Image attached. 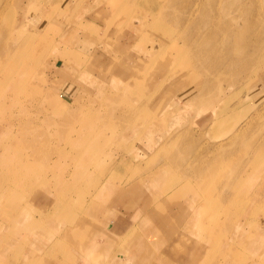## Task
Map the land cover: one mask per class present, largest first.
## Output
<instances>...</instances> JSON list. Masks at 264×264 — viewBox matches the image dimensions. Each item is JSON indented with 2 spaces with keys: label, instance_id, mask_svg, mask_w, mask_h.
<instances>
[{
  "label": "rangeland",
  "instance_id": "rangeland-1",
  "mask_svg": "<svg viewBox=\"0 0 264 264\" xmlns=\"http://www.w3.org/2000/svg\"><path fill=\"white\" fill-rule=\"evenodd\" d=\"M164 1L0 0V28L10 18L4 43L14 47L18 37L35 39L27 58L19 60L32 71L25 93L18 96L13 81L0 80V130L21 110L31 118L55 122L59 120L55 111L69 108L79 118L64 131L55 128L75 140L50 139L47 145L44 141L38 145L50 157L66 150L71 158L66 159L70 168L63 172L33 166L36 175L45 173L50 179L49 188L55 177L63 183L42 209L38 206L44 205L46 190L23 185L18 178L25 171L14 165L25 161L27 152L17 145L5 146L0 138L1 151L20 155L17 161L11 159L13 168L0 166V195L9 192L7 212L0 215V264H48L49 258L55 264H71L68 256L79 262L78 249L82 255L94 252V238L92 244L85 238L80 246L72 237L57 249L45 248L43 257L30 252L36 246L26 244L52 235L64 238L66 230L76 235L79 221L91 229L102 220L116 219L118 213L129 217L139 210L125 191L129 181L140 178L134 185L140 188L156 174L161 175L159 180L168 175L166 190L173 189L171 197L178 196V184L185 188V195L178 197L186 204L177 215L185 218L172 223L176 225H171V234L184 240L189 233L199 246L192 264H264V45L257 71L249 67L243 77H237L233 68L222 72L186 64L194 49L182 42L188 33L178 22L182 5L191 0H173L163 21L156 9ZM256 1L263 5L260 13L254 11L255 17L250 12L256 19L249 14L246 18L256 20L262 30L264 0ZM194 5L196 9V1ZM223 61L228 62L227 57ZM53 95L57 105L48 98ZM91 133L99 136L87 139ZM237 164L245 165V171L232 176L230 165ZM144 169H150L149 175L139 176ZM28 191L37 192L34 202L28 201ZM28 204L37 205L41 214ZM22 205L29 214L18 213ZM52 205H59L55 213ZM43 209L52 213L45 217L43 230L32 234L34 226L24 216L41 219ZM112 212L115 216L108 218ZM213 225L224 228L214 239L218 245L214 250L212 240L205 242L199 233V228ZM142 228L140 224L137 232ZM235 237L239 239L233 244ZM227 241L232 248L226 260L221 253ZM120 249L117 245L103 253L122 257ZM88 259L96 262L90 255ZM164 264H173V259L167 257Z\"/></svg>",
  "mask_w": 264,
  "mask_h": 264
},
{
  "label": "bare ground",
  "instance_id": "bare-ground-1",
  "mask_svg": "<svg viewBox=\"0 0 264 264\" xmlns=\"http://www.w3.org/2000/svg\"><path fill=\"white\" fill-rule=\"evenodd\" d=\"M128 1H132V0H128ZM133 1H137L138 3L140 0H133ZM172 1L173 0H165L164 4L156 9L159 12L160 20L164 21L166 18L169 17L170 9H168V4L171 3ZM195 1L197 4L196 9L194 5ZM189 2H193L194 3L193 6L190 7ZM189 2L182 5L183 8H181L180 18L178 22L180 28L187 29L188 31V32L187 31L184 32L188 34L183 35V38H181L182 42L185 44V46H188V48L190 47L189 50L194 49L192 55H194L195 53L194 56L191 55V58L187 59L186 64L193 63L194 66L200 65L201 67L204 66H206L207 68L212 67L214 69L221 70L222 72L226 70H231V68H233L234 73L235 75H237V77L238 76L243 77L244 76L243 74L249 67H252L254 71L255 70L257 71L259 67L258 60L262 57V55H260L261 54L260 51H263L262 47L264 45V39H263L264 28L261 30V28L257 26L258 23L256 22V20L255 21L249 20L250 18L247 20L248 18L247 15L249 14V17H251L250 12L253 14L254 11L256 10H257L256 13L258 12L260 13V10L263 5L261 6L258 3H256L257 2L256 0H191ZM252 18L254 17H251V19ZM4 23L5 26L0 28V71L3 70V75L2 77L0 75V80L2 79L3 83L4 81H13L14 85L16 86L15 93L18 96H20L21 94L25 93V88L31 83L32 71L30 70L31 67L26 66V64H20L19 60L27 58L26 51L27 50L30 51L32 47H35L34 45L35 39L33 35L24 36L21 38L18 37L17 39L19 40V42L17 45H15L14 47L7 45L6 43H4L3 38L5 37L4 36L5 30H7L6 27L8 23H10V18L9 19L6 18ZM180 28H178V30ZM243 51H245L244 54ZM226 57L228 62L223 61V59L226 60ZM175 68L178 67L175 66ZM177 70L178 69H175L174 72ZM181 76L183 75L181 74ZM205 87L208 88V86ZM97 89H100L99 86ZM48 98H50V100L54 105H57L56 102H58V100L56 96L54 95L51 97L48 96ZM24 110L25 109H23V111ZM40 110L42 111V108ZM55 112L57 113L59 120L58 121L54 120L55 122H50L48 120L45 121L39 120V118L38 119L31 118L28 116V114L23 113L21 110L19 114H16L14 116V118H10V120L8 121L6 120V122L1 125L2 131L0 130V132L3 133L2 135L0 133L1 135L0 138H2L3 141H5L4 142L5 146L11 147V145H17L16 147L18 146L23 147L24 150L27 152L25 161L19 162L18 164H14V165L18 169H20V172L25 171V175H21L18 178V180L21 181L23 185L25 186L35 185L36 187L40 185L44 187L43 190H46L48 195H44V205H39L38 208L40 209H42L41 207H48V205H50L51 198L49 194H59L58 189H56L55 187L59 185H63V183L58 182L57 178L55 177L53 181L54 182L53 188H49V182H51L50 179L45 177V173L36 175L35 170L32 169L34 168L33 166L36 165L39 169L44 168L46 171H54L55 169H59L63 172V171H67L70 168V164L66 162L67 161L66 159L69 158L71 160V158L69 157L68 151L66 150H64L56 158L54 156H51L52 157L51 158L49 155H47L48 154L47 152H42L41 147L38 145L43 141L47 145L50 139L59 140L65 138L66 141L75 140L73 136L69 134L63 135L64 132L55 128L56 126H60V129L64 131V129H67L68 124L70 122L79 119L75 109L67 108V109L57 110ZM79 122L80 123L84 122L85 124L84 126L87 125L85 121H79ZM44 124H46V127L44 126ZM47 124H49V126ZM49 128L51 129L48 132H46ZM44 130H45L44 137L41 138V131ZM238 131L239 129L236 130L235 133H238ZM93 135L94 137L95 136L98 137L99 133L87 134V139H89ZM236 137L237 136L234 134L232 139H236ZM82 140H83L82 142H85V139L82 138ZM13 158L14 160L17 161L20 159V155L17 153L12 155L9 152V149H3V151L0 150V166L6 164V167L13 168L11 164V159ZM63 165L65 166L63 167ZM75 166L77 167L76 164ZM78 167L80 168L79 170H83V167L82 168L80 166ZM11 170L13 169H8V172H10ZM230 170L232 176L233 175L237 176L239 173L240 174L244 173L245 165L244 166L243 164L241 165L237 164L235 166L230 165ZM16 173L19 174V171H16ZM64 185H68L67 182H65ZM35 189L36 188H34V190ZM28 192H31L28 193L27 195L29 202L36 199L35 196L38 195L36 191H28ZM133 194L140 195L139 192L137 193L134 192ZM8 197H9V192H7V190L4 193V195H0V215L3 214L4 211H6L4 208L7 207L6 204L8 202ZM152 197H154V195ZM155 200L153 198H149V204L154 205ZM76 203L75 206L80 205ZM28 205L31 209H34V211L39 210L38 212L41 214V211L40 209L37 208V205L35 206L30 204ZM58 207L59 205L51 206V208H54L53 209L54 213L57 211ZM43 210L45 213H43V217L41 219H36L32 214L24 216L29 222H31L32 226H34L31 230L32 234L36 235L37 233L35 231L40 232L43 230L42 223H45V219H46L45 217L49 216L50 213H52L49 210H45V209ZM19 211L20 212L18 213L22 215L24 213L29 214L26 211V205H22ZM74 219H72V221ZM75 228L79 230V232H77L76 235L66 230V233H64L63 235L64 238L63 237L58 238L57 236L52 235L45 237L46 238L45 241L40 240L36 244L37 247L36 251L38 253L37 257H43L42 255L45 251V248L57 249L61 247L62 243H67L68 242L67 239L69 240L72 237H74V239L77 241V243L80 246H83V243L85 241L84 239L88 235V232L89 234L91 233L89 226L86 222L79 221L76 223ZM223 229L224 228L222 226L213 225L211 228L210 227L199 228V233L202 239L206 240L205 242H208L209 239L212 240V244H214L213 245V250H214L215 248L218 249L217 241H215L214 239L218 237V232L223 231ZM171 232L172 231H170L168 239L169 240L172 239V240L168 242L169 245L165 246L166 248L163 250L164 252L162 251L161 255L163 256L166 255V258L167 256H169V258H172L173 264L176 263L179 264L180 262H183V264H192L194 258L193 255H198L199 246L198 245L196 246L195 245L196 243L192 242L193 239L190 238L189 233L186 235L184 240H180L178 239L177 236H173ZM236 232L238 235L239 234L238 230ZM228 235L230 234L228 233ZM231 235L234 237L235 235L234 230H232ZM239 236L242 235L239 234ZM25 237L28 238L29 235H25L24 238ZM237 239H239V237L233 238V240H235L233 241V244L237 243L238 241ZM32 240H35V236L34 239ZM229 244L230 243L228 241L224 244L225 247H224V251L221 253L222 254L221 259L227 260V256H226L227 251L229 252V249L232 248V242L230 246ZM89 253H91V251L88 252L87 254ZM226 262L227 261H223L224 264H226ZM31 263L34 264L33 261H31ZM22 264H30V262L23 261ZM48 264H55V262L49 258Z\"/></svg>",
  "mask_w": 264,
  "mask_h": 264
},
{
  "label": "crops",
  "instance_id": "crops-1",
  "mask_svg": "<svg viewBox=\"0 0 264 264\" xmlns=\"http://www.w3.org/2000/svg\"><path fill=\"white\" fill-rule=\"evenodd\" d=\"M149 171L150 169H144L143 174L139 176H148ZM164 175V180H159L161 175L158 174L154 178L150 177L143 182L140 188L134 187L136 181H139L140 178L136 177L138 179L134 181L130 180L127 186L128 189L125 191H128L130 194V201H133V205L136 203L135 206L139 207L138 212L134 214L130 213L129 217L123 213H118L119 217L114 220H102V222L96 223L95 227L89 228L91 235L88 232V236L86 237V241L90 240L91 244V239H95L94 252L82 255V249L79 248L80 250L78 249L77 251L78 256L75 258L79 257L77 259L80 261L76 263V259L68 256L66 257L68 262L71 264H80L81 262L86 264H110L112 261V264H156L155 261H157V264H164L166 262V255L162 256L161 254L166 248L165 246L169 245L168 242L172 240L168 239L171 227L176 225L173 224L171 226V222L177 223L179 220L180 222L184 220L182 219L185 218L184 215H182V218H177V215L180 217L181 207L186 204L180 203V198L178 197L186 193L183 184L177 185L180 188L177 191L178 196L171 197L173 189L171 191L166 190L169 178L167 179L168 175ZM174 188L177 187L175 186ZM134 192H139L140 195H134ZM153 195L154 197H152ZM149 198L156 199L154 205L149 204ZM112 213L108 218L115 216L116 213ZM140 224L141 226L143 225V228L138 233ZM165 236L167 237L165 238ZM36 244L35 242H30L26 246L32 245L35 248ZM117 245L121 247V251L119 252L122 257H114L112 254L106 255L103 253V251L112 252ZM29 250L33 254H38L36 250ZM88 255L92 256L96 262L88 259ZM159 255L162 257L160 258ZM97 261H102V263H98Z\"/></svg>",
  "mask_w": 264,
  "mask_h": 264
}]
</instances>
